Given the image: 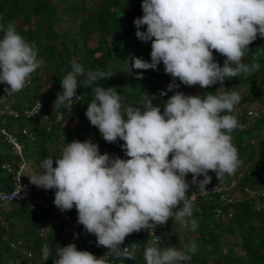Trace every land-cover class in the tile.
Instances as JSON below:
<instances>
[{
    "label": "clouds",
    "instance_id": "9594fccd",
    "mask_svg": "<svg viewBox=\"0 0 264 264\" xmlns=\"http://www.w3.org/2000/svg\"><path fill=\"white\" fill-rule=\"evenodd\" d=\"M141 7L143 16L134 21L136 36L145 43L151 42V62L133 56L125 61L126 71L157 70L163 63L164 72L172 77L168 91L175 94L166 101L163 111L153 105L155 97L146 101L143 109L126 106L115 88L98 84L110 78L111 73L100 68L85 71L82 64L71 62V71L61 79L62 91L54 101L55 109L80 100L77 89L81 83L85 89L90 88L93 99L88 103L86 117L106 142L123 141L121 148L128 159L101 154L99 145L91 140L74 141L66 144L58 158L49 156L42 160L38 174L28 176L37 188L55 190V196L49 194L44 202L52 196L62 212L73 209L75 231L68 236L66 223L42 203L48 215L61 222L62 237L68 244L58 245L53 264H107L106 256L113 254L132 259L130 250L136 249V243H130V247L122 245L134 232L149 244L143 252L146 264H182L191 260L197 252L194 241L182 250L158 244L173 230H197L193 208L198 196L211 192V188L206 190L211 183L209 172H214L220 181L225 175L235 174L242 164L231 136L242 127L232 115L241 100L239 92L221 87L215 94L185 95L177 91L176 81L208 89L258 71L260 65L255 57L250 64L245 59L258 36L264 39V0H143ZM145 26L146 31H141ZM0 31L4 33L0 39V84L10 86L5 89L7 94L18 93L40 67L38 50L17 32L12 22L6 27L0 25ZM213 52L225 57L223 67L215 62ZM79 77L83 80L79 81ZM136 79H143L142 72ZM160 95L166 96L167 92ZM36 105L42 112L43 104L37 101L33 107ZM13 112L17 111L9 113ZM248 115L258 113L251 110ZM42 122L49 123V119ZM3 131L8 140L11 137L17 143L15 137ZM24 131L31 136L27 129ZM4 168L11 172L9 166ZM24 168L25 163L16 171L13 189L0 191V201L24 202L8 201L14 194L3 197L15 189L18 173L22 179ZM189 174L190 182L186 179ZM190 185H198V194L188 195ZM222 189L218 187L219 191ZM30 199L37 201L31 191ZM221 201L232 199L222 195ZM76 211L78 223L96 237L97 246L109 249L105 256L97 258L88 251L77 250L75 238L81 230L75 224ZM49 255L45 246L43 259Z\"/></svg>",
    "mask_w": 264,
    "mask_h": 264
},
{
    "label": "trees",
    "instance_id": "16d2710c",
    "mask_svg": "<svg viewBox=\"0 0 264 264\" xmlns=\"http://www.w3.org/2000/svg\"><path fill=\"white\" fill-rule=\"evenodd\" d=\"M142 2L0 0V25L6 27L12 22L26 41L35 44L40 61V67L22 91L7 94L5 89L10 86L0 84L3 111L0 115V191L13 189L16 171L25 163L22 179L37 199L30 205L0 201V264H53L58 245L68 246L62 237L61 222L50 217L42 205L49 194L55 196V190L37 188L30 182L28 171L38 174L42 160L49 156L58 158L66 144L74 141L91 140L99 145L101 154L128 159L121 148L124 142H106L86 117L88 103L93 99L90 88L85 89L81 83L77 89L81 99L55 109L54 101L62 91L61 79L71 71L73 60L82 64L85 71L100 68L111 73L110 78L98 84L106 89L115 88L126 106L143 109L145 102L155 97L153 105L163 111L166 101L175 94L168 91L172 77L164 72L163 63L157 70L126 71L125 61L133 56L151 62V42L137 38L134 24L135 19L143 16ZM140 30L146 31V26ZM3 34L0 31V39ZM249 49L245 63H252L255 57L260 65L255 73L227 79L223 86L216 84L208 89L188 87L176 81L177 91L185 95L215 94L221 87L239 92L241 100L232 115L242 125L231 134L242 164L235 174L225 175L220 181L214 172H209L211 183L206 190L211 188V192L198 196L193 208L197 230H173L158 244L162 248L182 250L194 241L197 252L182 264H264V88L260 86L264 82V39L258 36ZM213 55L215 62L223 67L225 57L217 52ZM141 72L143 79L137 80ZM78 80L82 81L83 77ZM162 91L167 95L161 96ZM37 101L43 104L41 115L47 116L49 123L42 122L40 117L24 116L25 109ZM251 110L257 111L258 116H249ZM10 111H17L19 116L15 118ZM25 129L31 136L23 133ZM1 130L15 137L21 154ZM186 179L190 182L192 175ZM218 187L223 189L219 191ZM198 191V185H190L188 195ZM222 195L232 202H222ZM75 218L81 230L75 238L77 250L88 251L97 258L105 256L109 249L97 246L96 237L78 223L77 211ZM132 242L138 246L130 250L132 259L117 258L113 254L106 259L107 264L111 261L112 264H146L143 252L149 245L147 240L134 232L125 238L122 247H130ZM45 246L50 250L47 260L43 259Z\"/></svg>",
    "mask_w": 264,
    "mask_h": 264
},
{
    "label": "built area",
    "instance_id": "2783aa9c",
    "mask_svg": "<svg viewBox=\"0 0 264 264\" xmlns=\"http://www.w3.org/2000/svg\"><path fill=\"white\" fill-rule=\"evenodd\" d=\"M37 105L34 106L30 110H25V115L27 117H40L42 121L46 120L47 116L41 115V112H40L41 108H39ZM13 115L15 117H18L17 112H13ZM3 133H5V132L3 131ZM24 133H26V131H24ZM9 140L15 144L18 152L21 153V148H20V146L17 145L15 140L11 137H9ZM30 191H31L30 188L27 186V184H25L22 181L21 175H20V173H18L15 189L13 191H10L9 193L3 195V197L8 196L9 194H14L15 197L13 199H8V201H24L26 204H30L31 203ZM207 193H209V191H207ZM54 198L55 197L49 196L48 200L46 202H44L43 205H44L45 209H47V210L54 209L56 211L59 218L62 219L66 223V232H67L66 235L70 236V234L74 233V231H75V229L72 227V218H71V213H72L73 209L71 211L62 212L61 210H59L54 205ZM154 240H156V238ZM101 257H103V256H99V258H101ZM105 259H108V256H106Z\"/></svg>",
    "mask_w": 264,
    "mask_h": 264
},
{
    "label": "rangeland",
    "instance_id": "374dc122",
    "mask_svg": "<svg viewBox=\"0 0 264 264\" xmlns=\"http://www.w3.org/2000/svg\"><path fill=\"white\" fill-rule=\"evenodd\" d=\"M263 85H264V82H263V84H260V86L264 88ZM28 174H30V176H31V175H35L34 172H31V171H28Z\"/></svg>",
    "mask_w": 264,
    "mask_h": 264
}]
</instances>
